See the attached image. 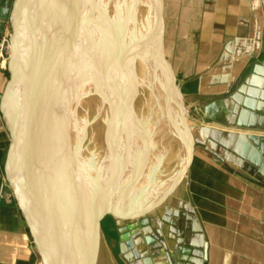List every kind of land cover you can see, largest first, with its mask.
Returning a JSON list of instances; mask_svg holds the SVG:
<instances>
[{"label":"crops","instance_id":"obj_1","mask_svg":"<svg viewBox=\"0 0 264 264\" xmlns=\"http://www.w3.org/2000/svg\"><path fill=\"white\" fill-rule=\"evenodd\" d=\"M154 4L123 0L116 28L117 45L134 56L136 84L130 93L150 127H145L150 146L142 150L144 160L136 158V180L152 157L156 136L169 140L159 145L166 153L161 152V162L174 154L173 134L159 119L163 107L175 122V97L159 62L155 34L149 35ZM163 8L166 55L181 78L186 104L196 109L187 117L195 147L184 176L155 210L162 223L172 220L168 230L159 225L169 239L166 245L150 222L152 228L135 231L154 264H264V182L247 176L233 153L239 133H264V0H163ZM101 126L97 118L88 130L95 146L106 144L93 134L108 140ZM176 172L157 198L142 200V208L161 198ZM151 241L157 243L152 247ZM0 264H42L17 204L2 199Z\"/></svg>","mask_w":264,"mask_h":264},{"label":"water","instance_id":"obj_2","mask_svg":"<svg viewBox=\"0 0 264 264\" xmlns=\"http://www.w3.org/2000/svg\"><path fill=\"white\" fill-rule=\"evenodd\" d=\"M103 1L0 0V33L6 22L11 28L9 78L1 95L2 118L10 136L3 169L42 264H89L92 254L98 259L104 218L131 221L161 206L184 176L194 152L188 107L165 56L163 0H155L149 35L155 34L159 62L175 97L179 121L173 123L185 153L180 170L158 201L138 208L143 199L133 193L137 180H126L128 165L123 166L120 158L123 154L127 161L124 154L130 147L120 155L106 153L103 163L96 153L91 158L84 153L82 136L70 147L77 127L72 124L74 112L66 113L67 105L86 96L83 59L94 49L89 21ZM56 117L65 124L54 131ZM233 153L247 176L264 182V133H239ZM76 154L79 164L73 170L68 159H77Z\"/></svg>","mask_w":264,"mask_h":264},{"label":"rangeland","instance_id":"obj_3","mask_svg":"<svg viewBox=\"0 0 264 264\" xmlns=\"http://www.w3.org/2000/svg\"><path fill=\"white\" fill-rule=\"evenodd\" d=\"M105 1L110 3V0H105ZM110 5H112V6L114 5L113 6L114 8L109 6L110 7V8H108L109 13L115 17L116 13L118 12L117 6L115 3L110 4ZM121 12H122V7H121ZM10 33H11L10 24H9V22H6L3 31L0 33V38H2L5 35L10 36ZM94 41L97 42L96 39ZM99 46L101 47L102 45L99 44ZM164 51H165V56L167 58L169 65L173 68V65L171 63V58L169 57V55H166V52L168 51V43H166V45H165V41H164ZM176 76H177V83L181 87V80H180L181 78L177 74H176ZM8 78H9V72H8L7 63H6L5 67H0V137L2 134L4 135V138H0V199H2V201L3 200L8 201L9 203H12L13 206H15L16 202H15V199L13 197L12 191L9 188L8 182L5 178L4 169H3L7 148H8L9 142H10V136H9V132L7 131V129L4 126V122H3V118H2V113H1V99L2 98H1V95L3 94V92L5 90ZM181 91H182V87H181ZM90 94L96 95L94 90H89V95ZM120 94L121 93L119 91L115 92L116 97H118ZM137 99H135V105L137 104ZM184 100H185V98H184ZM185 103H186V100H185ZM108 104H109V102H107V105ZM187 107H188V110H187L186 116L191 118V117H193L192 111L194 110V112H195L196 109L190 108L188 105H187ZM160 109L162 112L159 111V116H160L159 119H161V122L163 124L162 126H164V128H166L168 131H171V135L173 134V137H174V139H173L174 154H172V157H171V155H170L171 153H169L168 159L162 163L161 161H162V158L164 159V157H163V154H161V152L162 153H165V152L162 151L163 149L161 150V147H159V145L164 144V143L169 145V143H168L169 140H166V139L159 140L160 137L156 136L155 142H154L155 143L154 144V150L152 152V157L149 160L146 167L144 168V172H142L138 176L139 179L137 180V183H136L137 185H134V192L133 193L135 195L136 194L139 195L141 199H144L145 197L147 199H150L152 197L157 198V196L160 194L161 190L164 189V187H166V185H164V184L167 183L170 175H172L174 172L177 171V169L181 165V161L185 158V153H184V150L182 149L183 148L182 139L180 138L179 134L177 133L178 127H176V124L171 122L169 120V118L165 116V109L163 107ZM106 112H107V117L104 118L105 119L104 125L106 127L105 133L107 135H114V133L117 134L118 131L116 132L115 129L111 130L110 128H108L107 125L111 126L112 124H116V122L120 119V117H118V116L115 117L113 112H109V111H106ZM136 112H137V110H136ZM172 114L178 123V121H179V118L177 116L178 114L176 115L174 113L173 109H172ZM163 116H165V117H163ZM136 117H142V116H140L139 112H137L135 114V117H134L133 112L129 111L127 118L130 122L128 123V126L125 123H122V126L125 129H127L128 127H129L128 129H130L129 131L127 130V132H129V135L127 134V132H126V135H127V137L130 136L128 139H129V143L132 144V153H133V158H132V160H130L131 161V163H130L131 167L129 168V171L127 172L126 180H128V178H131L135 174L138 175L139 170L135 169V168H136V165L138 167L139 162H138V160L134 159V157L144 160V158L141 155L142 150H144L145 146H150L148 144L147 139H145V136L143 135V132L141 131L140 126L137 123L138 120ZM84 118L85 117L82 118L81 114H80L79 124H78V126L77 125L75 126V127H77V130L79 129L81 131L82 135H83L82 127H84V124L86 122L84 120ZM87 119H88V117H87ZM88 121L90 122V119ZM142 121H144V120L141 118V122ZM187 121H189L188 118H187ZM121 122H122V120H121ZM146 123H147V121H146ZM94 129H95V131H97V133L99 132V126L98 125L94 126ZM88 134H89V131H87V133H86V139L85 140H86L87 148L89 150V158H91V155L96 153L98 156L97 160L99 158V159H103V161L101 163L106 162V161H104L106 153L103 155H102V153H99V149H100L101 145L95 146L94 140L90 139V141H89V139H88L89 135ZM98 136L102 137V135H98ZM102 139H103L102 143H105L104 138H102ZM180 143H181V145H180ZM140 146H143V147L140 148ZM180 148H181V151L179 150ZM120 152H123V149ZM124 155H127V154L125 153ZM144 155L146 157L148 156V154H144ZM143 204L147 205L148 203L145 202ZM159 208H160V206L157 207L156 209L158 210ZM136 209H137V207H136ZM155 210H152V212L145 217H138L136 219H131V221H127V220L126 221H120V220H118L117 223H116L115 218L112 215L106 216L103 220V236H102V245H101V249H100V260L102 259V261L101 262L99 261V264H154L152 259H151L150 252H149L147 245L145 243H143V241L141 240V237H142V235H140L141 233L138 232L139 235L135 234V233H137L135 230L137 228H140V230H141L142 226L145 229L152 228L153 226L149 227V225H148L149 224L148 222H150L151 225H154V226L156 225V227H155L156 235L160 236L159 239L160 240L162 239L161 241L163 244H166L167 243L166 239H167V241L169 239H168V237H164V235H162V233L160 232L159 225H160V227L162 225L165 228V230H168L171 227L170 223L172 220L170 219V221H169V218L167 217L166 218L167 221L162 223L161 220L157 219V218H159L157 215L158 211H155ZM166 216H168V213H166ZM119 226L123 227V230L119 231ZM128 226L131 227L132 230L135 232H131V230H128ZM148 238L151 240L150 236ZM161 241H158L159 244H161ZM154 243H157V241H154V242L151 241L152 247L154 246Z\"/></svg>","mask_w":264,"mask_h":264},{"label":"bare ground","instance_id":"obj_4","mask_svg":"<svg viewBox=\"0 0 264 264\" xmlns=\"http://www.w3.org/2000/svg\"><path fill=\"white\" fill-rule=\"evenodd\" d=\"M103 2L104 3H101L99 8L93 13V21H89L90 24L88 23L90 25L89 27L90 33L92 34V45L94 49L92 48L91 55L85 56L84 59L82 57L79 58L80 60L83 59V62H85V64L87 65L85 71L86 74L84 77V86L86 87L85 90H87L86 96L82 97L78 102L68 103L66 111L69 116L74 112L72 116L74 117L72 121L73 127H75V125L78 126L80 121V114L82 118L85 117L84 120L86 122L84 124V127H82L83 135L81 134V131L79 129H76L77 131L73 133V136L71 133L70 136L73 137V140H71L72 144L70 147H74V144L78 143L77 140H79V138L82 136V138L84 139L83 151L86 155H88V157L89 154L85 144L86 133L89 129L92 128L91 126L97 122V118L99 122H101L102 132L104 133L106 131V127L104 125V118L107 117L106 111L113 112L115 117H120L116 124H112L111 126L107 125L108 128H110L111 130L115 129V131H118L119 133L117 132V134L114 133V135H107L108 140L105 142L106 145L101 146L99 149V153H102V155L105 153H113L112 156L120 155V151H122V149L124 150L125 146L130 147L132 151V144L129 143L128 139L130 136L127 137L126 135L127 130L129 131L130 129H128L129 127L125 129L122 126V123H125L128 126V123L130 122L127 118L129 111L133 112L134 117L137 112H139V115L142 116L138 106L135 105L132 94L130 93V89L133 88V85L135 87L136 84L135 78L132 77L134 56L122 46L117 45L118 40L116 35V28L121 17V7L123 0H110V3L104 0ZM113 3L116 4L118 10L115 17L112 16L108 10V8L114 6L110 5ZM95 39L97 40V42L94 41ZM99 44H101L102 46L100 47ZM76 46L77 45H75V47ZM129 80L131 81L130 83H128ZM89 90H94L96 95H89ZM116 91H119L121 93L119 96L117 95L118 97L115 96ZM107 102H109L108 105ZM70 112L72 113L70 114ZM99 113H101L102 116H100ZM77 117H79V119ZM136 118L138 120L137 123L140 126L141 131L143 132V135H145V127H147V125L145 124V121L141 122V118L143 119V117ZM55 119H57V117ZM89 119L90 122L88 121ZM61 124H65V121L64 119L58 118L57 121L53 124L54 131L55 128L59 130L61 128ZM149 128L147 127V129ZM127 134L129 135V132H127ZM93 135H96L99 138L100 142L103 141V139L97 134ZM110 145H113V147L111 146V149H109ZM128 151V156H126L128 162L131 163L130 160H132L133 158V153L129 150V148ZM67 154L70 155L71 151L67 150ZM76 156L77 159H72L71 157L68 159L73 165V170L74 168H76V165L79 164L77 162L79 161V155L76 154ZM122 156L123 154L120 155L123 166L128 165L129 169L131 166L127 164L126 158ZM134 159L136 158L134 157ZM136 175L137 174L133 175L132 177H136ZM89 180L87 181V183L90 182ZM97 243L98 241L96 242V244ZM100 244L102 245L101 242ZM92 255L89 258V264H99V261H102V259L100 260V254H98V259L94 257V255Z\"/></svg>","mask_w":264,"mask_h":264},{"label":"built area","instance_id":"obj_5","mask_svg":"<svg viewBox=\"0 0 264 264\" xmlns=\"http://www.w3.org/2000/svg\"><path fill=\"white\" fill-rule=\"evenodd\" d=\"M11 42L10 36L5 35L0 38V67H5L10 56Z\"/></svg>","mask_w":264,"mask_h":264}]
</instances>
